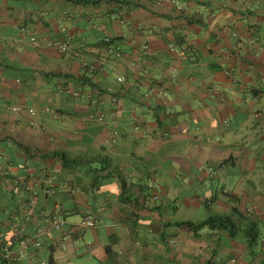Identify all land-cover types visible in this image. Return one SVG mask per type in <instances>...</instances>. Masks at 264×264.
Listing matches in <instances>:
<instances>
[{
	"label": "crops",
	"instance_id": "1",
	"mask_svg": "<svg viewBox=\"0 0 264 264\" xmlns=\"http://www.w3.org/2000/svg\"><path fill=\"white\" fill-rule=\"evenodd\" d=\"M104 38L120 58L106 53ZM63 43L66 51L58 49ZM63 75L89 77L96 91L83 93L99 95L98 104L69 96L61 86L68 82L75 95L76 85ZM262 128L264 0H0V256L9 253L7 264H48L46 239L54 264H206L212 256L213 264L236 257L264 264V237L250 261L230 238L197 260L177 229L161 228L180 201L202 205L193 195H209L215 182L199 168L228 155H241L251 182L237 170L216 187L249 185L264 221V146L255 149L261 158L245 159L240 149L250 136L264 141ZM16 143L98 160L62 169ZM102 165L131 185L128 202L116 175L90 188L87 170ZM47 185L70 234L46 224ZM148 191L159 214L141 210ZM87 217L94 226L81 228ZM19 237L37 248L17 244Z\"/></svg>",
	"mask_w": 264,
	"mask_h": 264
},
{
	"label": "trees",
	"instance_id": "2",
	"mask_svg": "<svg viewBox=\"0 0 264 264\" xmlns=\"http://www.w3.org/2000/svg\"><path fill=\"white\" fill-rule=\"evenodd\" d=\"M108 2V0H105V2ZM77 4H82L84 2H90L91 4H97L101 3L102 0H74ZM66 40V39H65ZM103 44L105 46L106 53L115 59H118L121 57V53L118 48L114 46V43L111 39L104 38ZM67 47V46H66ZM60 50V48L58 47ZM67 49V48H65ZM61 51V50H60ZM66 51V50H65ZM64 53V52H62ZM65 78H69L74 81L75 83L73 85H76L74 92L76 93L73 95L70 93L69 89V83L66 82L65 86H61L63 90H68L69 96H77L76 98H81L83 96H86V100L89 102V104H98L99 102V95L93 96L92 94H84V87L90 88L92 91L95 90V84L92 83L91 79L89 77L85 76H76V75H63ZM106 94V93H105ZM101 95V94H100ZM110 100L112 102H117V98L114 95H110ZM21 152H23L24 155H28L29 153H33L34 155H40L39 158L41 159H58L60 161V165L62 169H65L68 167V165H71L72 167L80 166L82 164L88 165L91 167V164L94 163L95 160H98V158H92V157H86L81 160L77 159H71L68 157V155L64 153H58V152H50L46 153L43 152L40 149L31 151L28 147L22 145L21 143H16L15 145ZM243 156V155H242ZM245 158V156L243 157ZM246 159V158H245ZM251 159V158H249ZM237 157L236 155H228L225 158H222L218 161H207L204 163L202 167H200V171L204 172L208 179L210 180V183H217L218 178L221 179L222 173L224 177H228L227 174L230 171L231 177L234 176V173L238 170L237 166ZM99 164L101 165L105 161L100 160ZM87 176L90 178V188H93L94 184H97V181L99 178L108 176V175H116L120 181L121 185V196L124 197V200L129 201L130 198V184H128L125 180V177L119 171H110L107 172L105 167L102 165L99 168H89L86 172ZM241 174V173H239ZM246 175V176H245ZM246 177V184H249L251 182L249 175H247V171L245 170V174L238 175L237 177ZM214 183V184H215ZM249 186V185H248ZM146 189H150L151 191H154L153 186H145ZM216 187V184H215ZM235 189V187H234ZM232 188L229 189V186H220L216 187L215 189L212 188V190H209V195H197L196 193L193 195V199L197 200L200 204L204 206V208L207 211H213V204H219L220 202L224 204V207L220 209H216L214 214L207 216L205 219H203L200 222H192V221H169L166 223L161 224V228L165 230L167 227H174L177 229L178 232H190L194 234V236H198L199 232L203 229H208L213 232H220L222 234H225L228 238L235 240V238L239 235H242L244 237V244H242L245 247V257L250 261L252 254H254V248L258 243H261L259 241L260 239V227L261 225H264V221H259L257 217L255 216V208L252 205V200L256 197L249 196L247 197V202L245 203V206L243 204V196L242 191L241 193H235V190ZM19 190H22L21 188ZM242 190V189H241ZM51 188L47 185L46 186V194L43 195V198H46V224L48 226H51L53 217L59 218L61 211L59 210L56 212L54 207L49 204L50 201L54 198V196L51 194ZM51 194V195H50ZM153 192L148 191L147 193L143 194V197L145 198V202L141 206V210H147L150 213H157L159 214L161 207L160 205H156L154 203H149L150 199H152L155 195H153ZM259 195V194H258ZM224 199V200H223ZM225 199H227V202H225ZM28 201V200H27ZM37 199L34 201L36 203ZM138 201V198L135 199L133 202ZM29 202V201H28ZM220 206V205H219ZM228 206V207H227ZM137 208V206H135ZM32 210L33 205L30 207ZM212 212V213H213ZM60 219V218H59ZM62 220V219H61ZM81 227V226H80ZM82 228V227H81ZM68 230V229H67ZM66 226L63 224L61 229L59 230V233H65L67 232ZM67 232L68 234H70ZM164 232V231H163ZM165 236V235H164ZM163 236V239H164ZM21 241L26 242V246L29 245L35 248H37L34 239H25L24 237L17 238V244L20 245ZM46 248L49 252V259L48 264H54L53 260V254L55 251V246L53 245V242L51 239H46ZM38 245V244H37ZM7 253L4 252L0 256V264H7L8 261H11L9 259V256L6 255ZM213 256L211 259L208 260L206 264H213ZM235 260V264H241L240 260L236 257L233 258ZM229 261V260H228ZM219 262L221 264H227V262ZM218 264V263H215Z\"/></svg>",
	"mask_w": 264,
	"mask_h": 264
},
{
	"label": "rangeland",
	"instance_id": "3",
	"mask_svg": "<svg viewBox=\"0 0 264 264\" xmlns=\"http://www.w3.org/2000/svg\"><path fill=\"white\" fill-rule=\"evenodd\" d=\"M264 129V128H262ZM258 139V138H257ZM255 137L250 136L248 138H246L244 140V144L243 146H240V149L243 152V157L245 156L246 159L252 158L253 154L255 155V149L264 146V141L257 142V140ZM242 147V148H241ZM253 150V152H252ZM258 155V154H256ZM255 155V158L257 157ZM241 155H237V166H238V171H240V173L245 174V170L247 168V166L241 162V159L239 158ZM259 158L262 157V154L259 153ZM261 162V161H260ZM264 162V161H262ZM249 167V166H248ZM230 172V171H229ZM224 173H222L223 176ZM235 174V173H234ZM247 174H253V172L251 171L250 173L247 172ZM238 176V175H237ZM246 176V175H245ZM243 177L244 180L246 179V177ZM232 178L235 180L236 176H232ZM218 180H222L220 178H218ZM233 184L230 186V188H232ZM248 185L243 184L242 185V190L240 189H236L235 191L237 193H241L242 191V196H243V204L245 206V203L248 201L247 197L251 196V192L248 190ZM257 187V186H256ZM262 187V184L260 183V188ZM215 184L213 186V189H215ZM264 195V194H262ZM264 198V197H262ZM224 200V199H223ZM225 202H227V199H225ZM216 205V206H215ZM220 205V206H219ZM222 206L224 207V204L220 202V204H214L213 205V211H215L217 208H222ZM217 207V208H216ZM213 211H207L204 206L202 205H197V206H187L185 204V202H181L179 204V207L174 211V217H173V221H192V222H200L203 219H205L207 216L214 214ZM213 212V213H212ZM80 215L79 216H75V220L78 221L80 220ZM260 221H262V219H260ZM260 238L264 237V225H261L260 227ZM210 231L208 229H203L199 232L198 236H194V234L190 233V232H178L176 234V236L178 237V240L183 241L184 243H188L190 246L195 247V249L198 251V255H197V260L198 258H202V256H204V254H207V256L213 254V250H218L220 245L222 246L224 244V247H228V244H230L229 238L226 236H223L222 234H220V232H213ZM219 235V236H217ZM150 240V239H149ZM151 241V240H150ZM236 244L242 245L244 244V237L242 235H239L235 238V240L233 241ZM151 243H154L151 241ZM246 253V251H245ZM216 261L219 262V259L216 258ZM216 262V263H218Z\"/></svg>",
	"mask_w": 264,
	"mask_h": 264
},
{
	"label": "built area",
	"instance_id": "4",
	"mask_svg": "<svg viewBox=\"0 0 264 264\" xmlns=\"http://www.w3.org/2000/svg\"><path fill=\"white\" fill-rule=\"evenodd\" d=\"M59 48L61 51H64L66 48V43L61 44ZM118 81H121V78H119ZM155 199L156 197H154V200ZM63 224L64 223L61 219L54 216L52 219L51 228L53 229V231H59L61 227L63 226ZM80 226L82 228H92L94 226V222L89 217H87L81 221ZM8 254L9 253H7L6 255L8 256ZM218 264H221V263H218ZM227 264H235V260L231 259L227 262Z\"/></svg>",
	"mask_w": 264,
	"mask_h": 264
}]
</instances>
